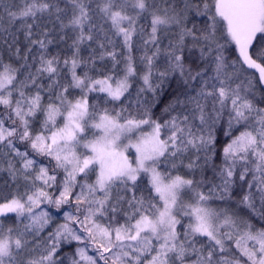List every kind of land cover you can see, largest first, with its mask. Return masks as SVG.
Segmentation results:
<instances>
[{
	"label": "snow or ice",
	"instance_id": "obj_1",
	"mask_svg": "<svg viewBox=\"0 0 264 264\" xmlns=\"http://www.w3.org/2000/svg\"><path fill=\"white\" fill-rule=\"evenodd\" d=\"M0 264H264V0H0Z\"/></svg>",
	"mask_w": 264,
	"mask_h": 264
}]
</instances>
